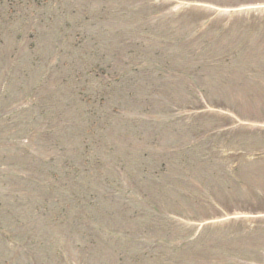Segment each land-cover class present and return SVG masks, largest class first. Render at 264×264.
I'll return each mask as SVG.
<instances>
[{
  "label": "rangeland",
  "instance_id": "374dc122",
  "mask_svg": "<svg viewBox=\"0 0 264 264\" xmlns=\"http://www.w3.org/2000/svg\"><path fill=\"white\" fill-rule=\"evenodd\" d=\"M46 2L0 42V264H264V0Z\"/></svg>",
  "mask_w": 264,
  "mask_h": 264
},
{
  "label": "trees",
  "instance_id": "16d2710c",
  "mask_svg": "<svg viewBox=\"0 0 264 264\" xmlns=\"http://www.w3.org/2000/svg\"><path fill=\"white\" fill-rule=\"evenodd\" d=\"M27 1V5H29V8L31 7V1ZM11 6V4H10ZM14 14L17 16V19L21 16L20 12L17 11L14 7L11 9V10H6V11H2V14L0 13V34H1V31H5V32H10L11 31V23H13L14 21H16L14 19ZM9 23V26L6 27V28H2V26H5L4 24H8ZM25 27L27 28V21H25ZM10 27V28H9ZM25 28V29H26ZM129 27H124V26H120V30L121 31L120 33H123L122 31L128 29ZM10 60H8V64H9ZM13 69V72L10 74L11 77H14V76H20V74L22 73V70L21 68H18V66H15L12 67ZM52 69H56V66H53ZM31 93H33V90L31 91ZM23 100L25 101H28V99H26V97L23 96ZM85 101L87 100L86 98L84 99ZM31 123V122H30ZM18 129V128H17ZM4 155L5 157H7L5 154H2ZM13 155H16V154H13ZM2 160L3 163H5V160L4 159H0ZM7 163V162H6Z\"/></svg>",
  "mask_w": 264,
  "mask_h": 264
}]
</instances>
